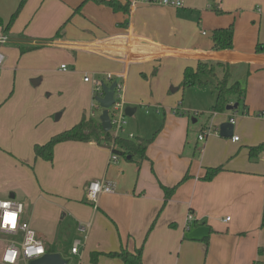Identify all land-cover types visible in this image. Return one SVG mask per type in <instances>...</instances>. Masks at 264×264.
<instances>
[{
	"label": "crops",
	"instance_id": "1",
	"mask_svg": "<svg viewBox=\"0 0 264 264\" xmlns=\"http://www.w3.org/2000/svg\"><path fill=\"white\" fill-rule=\"evenodd\" d=\"M20 1L0 0L3 28ZM117 1L128 12L94 0H27L6 31L10 41L0 46V199L24 204V217L50 252L64 257V244L81 239V264H92V252L140 247L143 264H264V150L250 156V147L264 144V118L258 116L264 111V51L256 49L264 48V0H181L180 8ZM230 24L234 47L214 50L212 31ZM199 60L237 68L229 84L240 82L241 74L246 87L241 101L231 98L238 108L224 112L212 110L214 84L192 87L198 93L213 87L211 122L194 129L193 140L189 116L174 114L162 120L145 159L119 154L113 162L111 146L77 140L58 141L53 161L35 157V144L90 117L95 94L86 75L108 85L123 81L125 105L173 101L166 99L167 88L180 90L186 67L196 68ZM217 70L221 78L223 69ZM54 96L65 105L49 102ZM231 117L239 140L220 136V125ZM206 128L207 138L199 140ZM126 133L133 140L153 137L139 122L128 123ZM217 166L223 170L203 179L206 168ZM100 179L113 182L114 191L94 206L86 190ZM163 186H176L167 202ZM81 223L90 224L86 236ZM97 264L123 262L102 254Z\"/></svg>",
	"mask_w": 264,
	"mask_h": 264
},
{
	"label": "trees",
	"instance_id": "2",
	"mask_svg": "<svg viewBox=\"0 0 264 264\" xmlns=\"http://www.w3.org/2000/svg\"><path fill=\"white\" fill-rule=\"evenodd\" d=\"M27 0H21L16 11L11 15L6 27H4L5 32L9 31L19 13L21 12L23 6ZM97 3L105 4L112 7L114 10H124L128 12L127 5H121L117 0H94ZM81 6L77 7L75 11H80ZM220 12L219 10H216ZM67 22L61 25L57 31V36H60L65 28ZM0 28H3V19L0 17ZM234 37H235V26L230 24L227 27L216 28L212 31V40L214 50H226L232 49L234 47ZM257 51H264V48L257 47ZM229 64L223 62H213V61H204L199 60L196 68L186 67L184 71L183 80L181 86L186 87H204L209 84H214L216 88V101L212 107V110L215 112H224L226 111L227 105L231 103V98L237 96V100L241 101L245 89L235 82L229 84ZM222 68L224 75L219 78L217 75V69ZM156 135V134H155ZM155 136L149 139L136 138L135 140L129 139L127 137H116L112 131H105L100 118L97 117H86L83 116L81 120L75 124L73 127L66 129L60 133L59 136H53L44 144H35L34 154L36 158H42L47 161H53L54 158V147L58 141H96L98 144H103L111 146L112 143L115 144V147H112V152L116 154H123L129 156L132 160L135 156H139L142 159H145L146 151L149 144L153 141ZM264 150V144L250 147V156L256 157L261 151ZM223 170V166L217 167H208L203 176L205 180H211L217 173ZM189 174L185 175L184 178L180 181L182 183L184 180L188 179ZM176 186L166 187L163 186L165 193V202L169 200L175 191ZM262 225H264V212L262 217ZM142 247L137 248L133 251L122 248L119 251L101 253V252H92L90 261L92 264H97L99 256L104 254L111 257H119L123 264H143L142 260ZM256 264H263L257 262Z\"/></svg>",
	"mask_w": 264,
	"mask_h": 264
},
{
	"label": "built area",
	"instance_id": "3",
	"mask_svg": "<svg viewBox=\"0 0 264 264\" xmlns=\"http://www.w3.org/2000/svg\"><path fill=\"white\" fill-rule=\"evenodd\" d=\"M132 7L137 6L138 4H151V5H161V6H168V7H174V8H180L183 7V2L181 0H131L130 2ZM8 40V34L0 32V46L3 45ZM130 46V44H128ZM131 47V46H130ZM3 54L0 52V66L3 64ZM62 69H66V65L61 66ZM107 79L114 80L115 76L113 74H107ZM85 81H91L94 86V104H93V110L90 113V117H97V111L95 109H102L99 106V103L96 101V97L99 95H103V81L91 78L89 75L85 76ZM124 82L120 81L117 84V89L115 93V102L112 105V107L109 109V116L111 120V131L114 134V136L119 137L123 136V134H126V137L129 139L134 138L133 133H126V127H127V115L125 114V104L123 101V93H124ZM258 116L261 118H264V111L259 112ZM230 121L232 123H235V118L231 117ZM209 134V128L203 129L202 132L199 134V140H205ZM233 140H239V136H233ZM115 147V144H111V148ZM119 159V155L112 152L111 160L113 162L117 161ZM98 183L100 185V191L95 193L96 199L91 200L89 199V191L90 186ZM105 189H108V191H105ZM114 191V184L113 182L106 180V179H100V180H93L91 181L86 190L87 198L91 203H93L94 206L97 205L99 197L102 194L106 193H112ZM0 201H11L12 205L10 210L17 211L19 213L18 215V221L16 227L13 229L11 225L7 227H3V209H0V259H2L4 253L9 248H15L18 251V255L15 260V264H32L31 262L33 260H36L40 258L41 256L45 255L48 250L45 247L43 241L41 238H39L37 232L32 227L29 220H27L24 217L25 208L24 204L14 198H6V199H0ZM230 217H227L226 220H229ZM193 220H195V216L193 213H189L187 216V223H191ZM90 227V224H79L78 230L83 235L86 236L88 229ZM32 233L35 234L34 240L35 242H38V245L43 246V253H41L38 257H33L30 260L24 255V248L28 245L25 243L26 236H30ZM83 245V241L81 239H76L73 242V245L71 247L72 254L79 257L81 261V246Z\"/></svg>",
	"mask_w": 264,
	"mask_h": 264
},
{
	"label": "rangeland",
	"instance_id": "4",
	"mask_svg": "<svg viewBox=\"0 0 264 264\" xmlns=\"http://www.w3.org/2000/svg\"><path fill=\"white\" fill-rule=\"evenodd\" d=\"M0 32L7 33L5 32L4 28H0ZM9 41L10 40L8 36V40L3 45L9 43ZM3 65L4 64L0 66V69L3 68ZM236 69L237 68L228 70L229 77L235 74L234 70ZM223 75H224V71H223ZM238 75H240L238 77L240 81L239 84L245 88L246 87V79H245L246 75L245 76L243 75L241 76V74H238ZM163 76H165V74ZM82 78H83V75H82ZM77 80H78L77 77L75 78V80L74 79L72 80L71 82L72 88ZM180 86H181V83H180ZM173 87H177V86L174 85ZM40 88H42V86ZM182 88H180V90L175 91V92L171 90V85L169 86V88H167L166 96L168 97L166 99L174 98L173 101L159 99L157 100L156 103L143 101L141 103L139 102L135 106H131L130 104L125 105V108L126 107H136L137 109L135 114H133L132 116H127V122L129 124H134L136 122L141 123L142 129L144 133H146V136L147 135L154 136L156 132L157 133L159 132L162 120L164 119L165 116L174 115V114H178L179 116H182V115L189 116L190 118L189 139L193 140L195 136L193 132L194 129H196L199 125H201L202 123L206 121L207 123L211 122V118H212L211 116H212L213 111H211L212 101H211V95H210V88H213V87L211 86L207 87L206 93H198V91L193 90L192 87H186L183 89ZM50 100L49 102L53 104L57 103L58 105H65L62 99L59 97L54 96ZM91 105H92V102H91ZM91 105L89 109V114L93 110V107L91 109ZM64 107L65 106L63 107L61 106L58 112L62 111ZM95 110L97 111V113H100L99 109H95ZM177 111L179 112L177 113ZM157 112L159 114H157ZM97 116L99 117V114H97ZM194 118L197 119L196 123H193ZM155 119H157V121H155ZM64 247H65L64 249L66 250L63 253V255L66 259L69 260L68 264H81L79 257L72 254L70 244L68 247V245H66L65 243Z\"/></svg>",
	"mask_w": 264,
	"mask_h": 264
},
{
	"label": "water",
	"instance_id": "5",
	"mask_svg": "<svg viewBox=\"0 0 264 264\" xmlns=\"http://www.w3.org/2000/svg\"><path fill=\"white\" fill-rule=\"evenodd\" d=\"M119 78H116L112 84L108 85L103 83V95L96 97V101L99 103V106L102 108V112L99 116L102 126L105 131L111 130V120L109 116V109L115 102V93L117 89V84ZM238 108V102L230 103L227 105L226 110H236ZM136 111L135 107H126L125 114L127 116H132ZM59 117V114L56 115V118ZM220 136L231 137L234 133V123L230 120L223 122L219 127ZM32 264H68L69 260L64 258L59 252H50L48 251L45 255L40 258L33 260Z\"/></svg>",
	"mask_w": 264,
	"mask_h": 264
},
{
	"label": "clouds",
	"instance_id": "6",
	"mask_svg": "<svg viewBox=\"0 0 264 264\" xmlns=\"http://www.w3.org/2000/svg\"><path fill=\"white\" fill-rule=\"evenodd\" d=\"M100 191V185L95 183L90 186L89 191V199L95 200V193ZM108 191V189H105ZM12 205L11 201H0V209H3V227H7L11 225L14 229L17 225L18 215L19 213L14 210H10ZM15 226V227H13ZM35 234L32 233L30 236H26L25 243L28 245L24 248V255L30 260L33 257H38L41 253H43L44 249L42 245H38V242L34 240ZM18 251L15 248H9L5 251L2 259H0V264H15L16 257L18 255Z\"/></svg>",
	"mask_w": 264,
	"mask_h": 264
},
{
	"label": "snow or ice",
	"instance_id": "7",
	"mask_svg": "<svg viewBox=\"0 0 264 264\" xmlns=\"http://www.w3.org/2000/svg\"><path fill=\"white\" fill-rule=\"evenodd\" d=\"M13 227H15V226H13Z\"/></svg>",
	"mask_w": 264,
	"mask_h": 264
}]
</instances>
